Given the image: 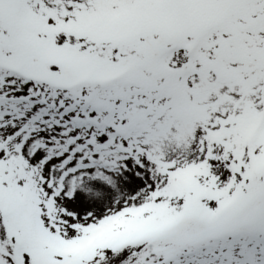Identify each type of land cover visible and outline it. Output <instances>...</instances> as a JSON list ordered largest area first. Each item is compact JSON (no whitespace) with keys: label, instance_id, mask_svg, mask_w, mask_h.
I'll return each instance as SVG.
<instances>
[{"label":"snow or ice","instance_id":"1","mask_svg":"<svg viewBox=\"0 0 264 264\" xmlns=\"http://www.w3.org/2000/svg\"><path fill=\"white\" fill-rule=\"evenodd\" d=\"M0 264H264V0H0Z\"/></svg>","mask_w":264,"mask_h":264}]
</instances>
